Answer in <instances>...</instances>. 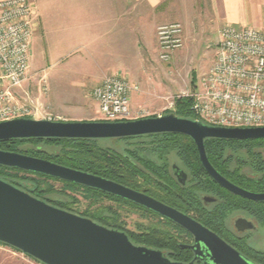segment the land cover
Returning a JSON list of instances; mask_svg holds the SVG:
<instances>
[{
    "label": "water",
    "instance_id": "95a60500",
    "mask_svg": "<svg viewBox=\"0 0 264 264\" xmlns=\"http://www.w3.org/2000/svg\"><path fill=\"white\" fill-rule=\"evenodd\" d=\"M174 132L190 136L210 177L228 191L254 201L264 192L243 189L222 176L210 163L206 138L264 139V126L228 127L206 124L173 112L122 121H55L17 117L0 121V141L31 138H119L145 133ZM0 165L56 177L131 200L158 212L194 236L192 246L202 264H256L216 233L187 215L112 180L27 154L0 149ZM239 230L252 227L239 219ZM0 242L42 264H194L170 260L159 249L134 245L124 231L54 207L0 179Z\"/></svg>",
    "mask_w": 264,
    "mask_h": 264
},
{
    "label": "rangeland",
    "instance_id": "374dc122",
    "mask_svg": "<svg viewBox=\"0 0 264 264\" xmlns=\"http://www.w3.org/2000/svg\"><path fill=\"white\" fill-rule=\"evenodd\" d=\"M90 1L91 4L97 6L111 7L114 11L113 0ZM35 3L40 13L41 24L38 23L37 15L35 18V35L32 34L33 37H31L29 43L32 59L30 76L17 94L18 100L32 111L25 117H50L51 120L55 121H101L102 119L99 117L97 106L91 94L92 90L107 75L114 73L126 74V64L122 62V59L111 57L113 53L108 54V56L104 55L102 51H99L101 45L91 44V40H87V37L73 41L72 39L75 38H67L69 37L67 36L68 31L63 27L65 23L59 9L54 4H46L44 0H35ZM88 16H91V14L84 16L85 21H87ZM216 41L217 34L215 30L207 27L204 29L201 39L196 41V44H184L182 48L174 53L169 63L161 62L157 53L158 49L156 50V60L152 58L150 64H148L150 70L148 75L149 79H158L160 83L164 84V92L154 93V90L152 92V95L158 97L156 99L161 100L162 104L147 106L145 108L147 114L144 117L172 112L174 99L190 92L193 89L191 81L197 85L203 72L207 71L210 65L213 64ZM105 49L112 52L114 48L108 43ZM43 81L45 85L42 83ZM43 86L46 90H43ZM99 143L101 146L113 147L118 151H123L122 146L124 144L120 142L101 141ZM37 146H40L42 150L45 149L47 155L54 153V149H56L53 144L40 142L18 143L13 148H16L14 152L27 154L24 151H34L38 148ZM57 148L60 149L59 146ZM260 150L264 153V148ZM27 155L48 158L40 152H32ZM120 171L121 174L126 176V169L120 167ZM108 172H111V170ZM9 180L13 183L12 185H18L19 187L25 185H29V189L36 187L43 198L52 202L68 203L74 206L71 202L75 200L81 203L96 200L92 194H81V190L77 187L29 173L24 175L22 173L12 174ZM103 203L105 206L101 209L106 213L108 208H111L110 212L114 214V217L109 220L118 222V228L121 227V231L126 230V226H128V228L136 230L138 234L144 235H151L158 231L171 232L170 225L144 215L143 212L126 205V203L112 200H105ZM246 239L244 238V241L249 242L259 253L264 252V231H259L257 234L249 233ZM133 243L136 244V241ZM143 244L139 240L136 245L145 246ZM0 264L41 263L19 250L0 243Z\"/></svg>",
    "mask_w": 264,
    "mask_h": 264
},
{
    "label": "flooded vegetation",
    "instance_id": "af4514ba",
    "mask_svg": "<svg viewBox=\"0 0 264 264\" xmlns=\"http://www.w3.org/2000/svg\"><path fill=\"white\" fill-rule=\"evenodd\" d=\"M162 114L164 113L159 115ZM207 139L204 140L206 155L210 163L222 176L248 191L256 193L264 192V167L263 169L251 168L248 165L238 163V160L231 156L222 160L224 162L223 165L226 167H223V165H218L217 167L209 158L206 150L205 141ZM87 140H94L100 148L107 150L109 169L113 175L107 171H103L102 173L109 175L81 171L122 184L187 215L216 233L246 259L257 264L256 256L252 254L253 251L257 250L249 242L244 241V238L246 239L249 233L257 234L259 231H264V201L243 198L228 191L214 181L202 166L198 150L190 136L174 132H158L119 138H91ZM101 141L120 142L124 144L122 146L123 151H118L113 147L101 146L99 143ZM37 147L40 153L47 156L45 149L42 150L40 146ZM53 147L56 149H54L55 152L53 150L54 153L52 155H59L61 149H58L56 145H53ZM193 148L195 154L193 153ZM229 152L235 151L229 150ZM237 153H240V151L237 150ZM261 155L264 162V153L262 151ZM52 157L39 158L73 168L58 162V157ZM195 157L198 164L197 162L195 163ZM120 167L121 169H126V176L121 174ZM236 172L246 178L243 184L240 179L235 177L234 174ZM33 175L40 176L38 173H33ZM42 177L58 180L77 187L81 190V194H92L96 200H89L84 203L75 200L71 202L74 206H71L68 203H57L43 198L42 194L36 190V187L33 189H29V185L16 187L49 205L92 221L109 220L114 217V214L110 212L111 208H108L106 213L103 212L104 210L101 209L105 206L103 201L112 200L126 203V205L143 212L144 215L165 222L170 225L169 228L171 229V232L167 231L163 233L158 231L151 235H144L138 234L136 230L126 226V235L132 243L136 241L137 244L140 240V243L143 244L145 241H149V243L143 245L151 249L163 251L172 261L193 262L194 264H202L204 262L203 258H196V254L192 248L194 236L170 218L136 202L101 190L52 176L43 175ZM100 199L101 201L99 202ZM217 219L222 220L221 226L215 225L213 222L211 223L212 220ZM239 219L249 222L252 227L243 231L239 230L236 227V222ZM262 253L264 252L262 251Z\"/></svg>",
    "mask_w": 264,
    "mask_h": 264
},
{
    "label": "built area",
    "instance_id": "2783aa9c",
    "mask_svg": "<svg viewBox=\"0 0 264 264\" xmlns=\"http://www.w3.org/2000/svg\"><path fill=\"white\" fill-rule=\"evenodd\" d=\"M35 18V6L30 0H0V121L32 112L18 100L15 90L30 76L29 43ZM218 36L213 64L190 92L180 96L191 98L195 119L206 124L264 126V30L223 26ZM157 37L158 57L169 63L174 51L183 45L182 26L162 24L157 27ZM137 89L120 74L105 76L91 93L98 103L100 118L122 121L144 117L145 108L132 109L129 105L130 92Z\"/></svg>",
    "mask_w": 264,
    "mask_h": 264
},
{
    "label": "crops",
    "instance_id": "0c3cea01",
    "mask_svg": "<svg viewBox=\"0 0 264 264\" xmlns=\"http://www.w3.org/2000/svg\"><path fill=\"white\" fill-rule=\"evenodd\" d=\"M30 1L35 6L40 25L38 7L35 0ZM44 1L46 4H54L59 9L65 23L63 27L68 31L67 38H75L73 41L87 37L91 44L101 45L99 51L104 55L113 53L111 57L122 59L126 64V74L120 75H124L130 84L138 87L137 90L130 92L129 105L132 109L162 104L152 92L153 90L154 93L164 92V84L158 79H149L148 75L150 71L148 64L152 58L156 60L158 26L179 23L182 26L183 45L196 44V41L201 39L204 29L210 27L217 34L216 52L218 31L223 26L264 30V0H113L114 11L108 6L91 4L90 0ZM86 14H91L87 21L84 17ZM108 43L114 48L112 52L105 49ZM176 51L178 49L174 53ZM31 61L30 54L29 71ZM19 90L20 88L15 90L17 94ZM95 104L99 112L96 101Z\"/></svg>",
    "mask_w": 264,
    "mask_h": 264
},
{
    "label": "trees",
    "instance_id": "16d2710c",
    "mask_svg": "<svg viewBox=\"0 0 264 264\" xmlns=\"http://www.w3.org/2000/svg\"><path fill=\"white\" fill-rule=\"evenodd\" d=\"M192 86L195 84L192 81ZM191 98L188 96H178L174 99L172 112L178 116L183 118H192L195 119L192 111H191ZM220 140V141H219ZM23 142H43L45 144H53L59 146L61 149V153L59 155L53 156L52 154L47 155L48 158L53 156L54 158L58 157L61 164L71 166L76 169L93 172L96 174H103V171H110L109 169V158L107 156V150L100 148L94 140L87 139H71V138H47V139H11V140H1L0 141V149L8 151L16 150L15 145ZM206 150L208 152L209 158L213 162L215 166L223 165V158L231 156L238 160V163L245 164L255 169H263L264 162L262 160L261 150L264 148V139H245V140H224V139H216V138H208L206 141ZM229 150H233L235 152H229ZM237 150L240 153H237ZM32 152H40L39 150H27L24 153H32ZM193 153L195 154L194 148ZM192 153V154H193ZM39 154V153H37ZM195 156V155H194ZM52 157V158H53ZM230 158V157H229ZM197 162L195 157V163ZM198 164V162H197ZM223 167H226L223 165ZM33 174L32 172L12 168L8 166L0 165V179L10 182L9 177L12 174ZM112 173V172H108ZM43 176L42 174H38ZM109 175V174H107ZM235 177L240 179L242 184L246 181V178L236 172ZM13 184V183H11ZM18 186V185H14ZM211 221V220H210ZM100 225H103L108 228L116 229L121 231V227L118 228V222L110 221V220H96L94 221ZM215 225L222 224V220H212L211 223ZM123 231V230H122ZM126 233V230H124ZM157 235V234H155ZM155 239V238H154ZM1 244H4L0 242ZM145 243H149V241H145ZM253 255L256 256L257 264H264V254L259 253L257 251H253Z\"/></svg>",
    "mask_w": 264,
    "mask_h": 264
}]
</instances>
